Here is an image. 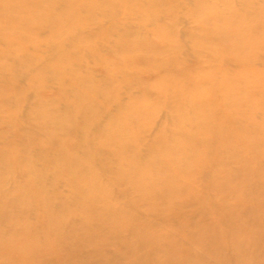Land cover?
Here are the masks:
<instances>
[{
    "label": "bare ground",
    "instance_id": "obj_1",
    "mask_svg": "<svg viewBox=\"0 0 264 264\" xmlns=\"http://www.w3.org/2000/svg\"><path fill=\"white\" fill-rule=\"evenodd\" d=\"M2 124L0 264H264V0H0Z\"/></svg>",
    "mask_w": 264,
    "mask_h": 264
},
{
    "label": "rangeland",
    "instance_id": "obj_2",
    "mask_svg": "<svg viewBox=\"0 0 264 264\" xmlns=\"http://www.w3.org/2000/svg\"><path fill=\"white\" fill-rule=\"evenodd\" d=\"M65 12H66L67 15L71 14V12L68 11V10H65ZM88 23H89L88 24L89 26H90V24H92L91 22H88ZM91 26L93 27V24ZM189 26L191 27L192 24L189 25ZM86 27L88 28L87 25H84L83 29H86ZM183 27H184V25L182 26V29H181V27H180V29L183 30L184 29ZM178 38H179L180 42H182V43L186 44V43L190 42V40L188 39V35H185V36H183V34L182 35H178ZM223 43H224L225 46H231L233 42H232V39H231L230 36H224L223 37ZM73 48L76 49L75 47H73ZM204 58H205V62H203V60H201L200 58H197V57L189 58V59H187L186 61H184L182 63L181 70H172V71H166L165 69H162V68H158V69L156 68V70H153V69H151V67H149V62L147 60L146 61L139 60V61H136L134 63L135 67L138 68V70L136 71L135 77L141 83H143L145 85H149V84L155 83L159 77H161L162 75L166 76V74L169 75V76L171 75V77H173V78L175 77V79H178V80H186L190 76V73L193 72L194 70H196L199 67H202L204 69H210L211 68V63L210 62H206L207 61L206 60L207 57L204 56ZM88 66L89 67H85L84 66V69L90 71L94 75H103L105 73L104 68L102 66H100L99 64L92 63V64H89ZM42 94H43L45 99L53 100V99H55L58 96V90L55 87H50V88L44 89ZM148 97H149V99H155L157 97V92L155 90L150 91L148 93ZM1 110L3 111V116L4 117H8V116L10 117L9 112L4 107ZM16 123H17L18 128L19 127L20 128H24L28 132V134L31 135V137H34V136L36 137L37 136V137H40V138H42L44 140H47V141H50V142L53 140V137H51L45 131H43L40 128H38L34 121H31V120L30 121L29 120L24 121V120L19 118L18 121L15 122V124ZM157 128H158V126L154 127V129L151 130V133H152L151 136L155 135V133L157 131ZM7 129H8L7 125H5V124L0 125V132L1 133L6 132ZM14 138L16 140H18L19 142H22V141L26 140L25 136H23V135H21L19 133L15 134ZM121 188H123V187H121ZM231 202H234V199L231 200ZM183 214H184V216H190L189 211L188 212H183ZM138 215H139L140 219H142L144 221L153 222L152 216H150L144 208H141L140 210L138 209ZM170 231H171L170 232L171 238L177 240L179 229L172 228ZM51 259L53 260L52 257H50L49 260H51ZM85 263L86 264H92V260L89 258V259H87L85 261Z\"/></svg>",
    "mask_w": 264,
    "mask_h": 264
}]
</instances>
